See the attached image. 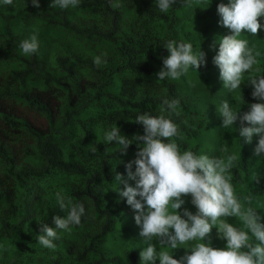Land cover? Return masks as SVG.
<instances>
[{"label": "trees", "instance_id": "16d2710c", "mask_svg": "<svg viewBox=\"0 0 264 264\" xmlns=\"http://www.w3.org/2000/svg\"><path fill=\"white\" fill-rule=\"evenodd\" d=\"M111 2L120 7H111L109 0H80L68 10L50 7L52 0H40L39 8L31 0H13V5L0 0V264H137L145 244L125 211L126 200L114 191L113 177L117 162L138 148L133 143L121 154L115 142L104 141V133L117 125L129 138L142 135L143 126L134 121L146 111L177 124L185 137L176 140L181 151L224 156L226 148L236 153L231 171L236 194L241 200L253 195L252 206L264 217V159L253 153V146L230 152L224 135L237 133L238 124L215 130V110L224 100L230 105L238 100L212 77L210 60L219 45L210 46L227 31L216 24V2L192 8L177 3L167 13L159 11L155 0ZM33 33H38V51L26 56L20 44ZM168 40L200 48L206 64L198 72L190 68L179 80H157L169 55L163 47ZM95 56L107 63L96 67ZM260 62L264 66V57ZM165 98L179 99V116L162 112ZM207 134L219 136L218 144L210 145ZM253 172L259 183L250 181ZM57 192L83 203L85 215L80 225L58 234L50 250L38 236L40 224L55 228L53 217H64L57 214ZM183 208L196 212L191 197ZM227 219L242 227L238 218ZM119 230L130 236L126 249L113 253L106 248L114 247L110 237ZM191 243L176 249L157 245V251L180 259ZM206 243L224 248L226 241L214 227Z\"/></svg>", "mask_w": 264, "mask_h": 264}, {"label": "clouds", "instance_id": "9594fccd", "mask_svg": "<svg viewBox=\"0 0 264 264\" xmlns=\"http://www.w3.org/2000/svg\"><path fill=\"white\" fill-rule=\"evenodd\" d=\"M13 5V0H3ZM156 7L162 13L179 3L182 7L192 8L202 0H155ZM34 7H40V0H31ZM113 8L120 7L112 3ZM80 0H52L50 7L68 9L76 7ZM217 12L219 24L229 30L210 47L218 51L213 63L219 68L223 89L230 97L237 96L229 104L222 101L219 108L221 127L234 128L244 143H251L258 136L254 149L257 157H264V66L261 53L255 44L241 38L242 33L256 37L264 28V0H229L228 4L219 3ZM38 33L21 42L24 55L38 51ZM169 55L163 59V67L155 74L157 80H179L192 68L198 72L206 64V53L193 50L190 42L168 40L163 46ZM93 63L101 67L107 63L102 56H95ZM164 110L169 117L179 116V99H163ZM143 126V134L131 138L122 135L116 125L104 133V141L115 142L119 153L126 155L130 145H137L135 158L125 164L127 179L116 172L113 177L118 187L114 190L120 199L126 200V213L133 216L136 229L146 245L140 251L141 264H264V223L256 207H253V195L239 198L232 183V169L238 160L236 153L221 151L224 156L197 154L191 150L181 151L177 139L183 141L184 134L171 118L161 114L154 116L146 111L138 114L134 121ZM187 125L188 121H183ZM175 138V139H174ZM93 152L95 144H90ZM135 165V171H133ZM133 181V186L129 184ZM259 183L260 176L253 172L250 181ZM122 185V187H121ZM191 197L196 212L182 209L185 198ZM57 204L67 212L66 217H53L55 228L46 223L40 224L38 242L44 248L54 250V241L60 237L58 230L69 231L70 226L80 225L85 215L83 203L74 202L62 193L55 194ZM229 217L238 218L242 227L228 222ZM216 228L217 237L226 241L224 248H213L206 240L212 229ZM185 247V255L173 258L167 250L157 251V245L176 249Z\"/></svg>", "mask_w": 264, "mask_h": 264}, {"label": "rangeland", "instance_id": "374dc122", "mask_svg": "<svg viewBox=\"0 0 264 264\" xmlns=\"http://www.w3.org/2000/svg\"><path fill=\"white\" fill-rule=\"evenodd\" d=\"M209 2H216L215 4V8H214V13H215V21H216V24L218 25V27H223L219 24V20H220V16L217 12V2L218 4L219 3H225V4H228L229 3V0H202L201 3H199L198 5H204V4H208ZM196 4V3H195ZM70 8H75V7H69L68 9ZM67 9V10H68ZM264 19V17H262ZM264 25V24H262ZM225 28V27H224ZM226 33L223 34L224 35H227L229 34V30L226 29ZM263 36L264 37V28H261V30L259 31L258 35L256 37H252V35L250 33H242V36L241 38H244V39H248L249 40V45L251 46L252 44H255L257 49L260 51L261 55L257 58V59H260L262 57H264V43H262L260 41V36ZM80 37V36H79ZM77 37V39L79 38ZM216 52L212 55L213 57L215 56ZM211 62V67L213 69V78H217L219 83L221 82L220 80V71H219V68L212 62V60H210ZM211 77V78H212ZM221 85H218V87L222 88L223 89V81L220 83ZM217 85V84H216ZM225 92L229 95V92L224 89ZM218 109V108H217ZM217 109L215 110V115H216V122H215V130L220 132L221 133V129L223 127L219 126L221 120L219 118V113L217 111ZM81 122H83V119L81 120ZM77 125H80L79 122L77 121L76 122ZM224 137L226 139H229V145H228V149H230V152H234V151H237L239 149H242L243 147L245 146H253V153H254V149H255V146L258 142V136L254 135L253 136V139H252V142L251 143H244L243 140H241L239 138V133H235L234 135L232 136H227V135H224ZM206 139L208 141V143H210V145H217L220 138L219 136L215 135V134H207L206 135ZM75 141V140H74ZM138 149H135V152L133 151L128 157H125L123 158L121 161L117 162V164L115 165V172H119L121 174L124 175L125 179H127V173H126V170H125V164L128 162V161H131L135 158V153L137 152ZM262 159H264V157H260ZM109 164H110V159L108 160ZM133 171H135V165H133ZM102 187H105L106 184L103 183L101 185ZM59 211L57 212V214H61L62 216L66 217L67 216V212L65 210H62L60 208V206H58ZM73 226V225H72ZM72 226H70V228H72ZM64 232L68 233L67 231H63V230H60L58 232V234H63ZM129 236L130 234L124 230H119L117 231L116 233L112 234V236L110 237L111 239H114V247L111 249L110 247L106 248L107 250L115 253L118 251V249L120 247H123L124 250L126 249V242H128V239H129ZM137 242H140V238L136 239ZM55 243V241H54ZM143 247H145V245H142L138 252H137V264H141V259H140V251L143 250ZM41 259V257H39ZM156 264H159V260L156 261Z\"/></svg>", "mask_w": 264, "mask_h": 264}]
</instances>
